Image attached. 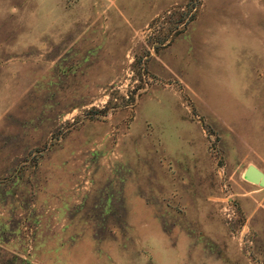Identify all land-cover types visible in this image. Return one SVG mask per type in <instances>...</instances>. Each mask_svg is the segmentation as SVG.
Segmentation results:
<instances>
[{
	"label": "rangeland",
	"instance_id": "obj_1",
	"mask_svg": "<svg viewBox=\"0 0 264 264\" xmlns=\"http://www.w3.org/2000/svg\"><path fill=\"white\" fill-rule=\"evenodd\" d=\"M264 0H0V264H264Z\"/></svg>",
	"mask_w": 264,
	"mask_h": 264
},
{
	"label": "water",
	"instance_id": "obj_2",
	"mask_svg": "<svg viewBox=\"0 0 264 264\" xmlns=\"http://www.w3.org/2000/svg\"><path fill=\"white\" fill-rule=\"evenodd\" d=\"M242 178L250 183L264 187V173L253 164H248L242 172Z\"/></svg>",
	"mask_w": 264,
	"mask_h": 264
}]
</instances>
